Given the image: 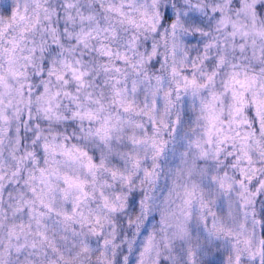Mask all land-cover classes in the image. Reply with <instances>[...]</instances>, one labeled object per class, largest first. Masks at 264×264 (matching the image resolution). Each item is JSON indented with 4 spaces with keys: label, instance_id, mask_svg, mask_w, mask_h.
Instances as JSON below:
<instances>
[{
    "label": "clouds",
    "instance_id": "clouds-1",
    "mask_svg": "<svg viewBox=\"0 0 264 264\" xmlns=\"http://www.w3.org/2000/svg\"><path fill=\"white\" fill-rule=\"evenodd\" d=\"M0 264H264V0H0Z\"/></svg>",
    "mask_w": 264,
    "mask_h": 264
}]
</instances>
